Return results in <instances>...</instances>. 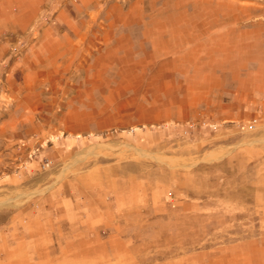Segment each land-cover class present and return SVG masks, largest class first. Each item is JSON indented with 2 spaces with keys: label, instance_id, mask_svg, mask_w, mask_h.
Instances as JSON below:
<instances>
[{
  "label": "rangeland",
  "instance_id": "rangeland-1",
  "mask_svg": "<svg viewBox=\"0 0 264 264\" xmlns=\"http://www.w3.org/2000/svg\"><path fill=\"white\" fill-rule=\"evenodd\" d=\"M0 264H264V0H0Z\"/></svg>",
  "mask_w": 264,
  "mask_h": 264
}]
</instances>
